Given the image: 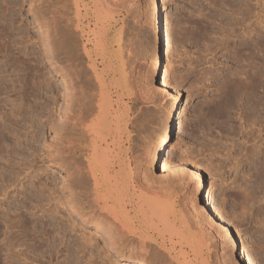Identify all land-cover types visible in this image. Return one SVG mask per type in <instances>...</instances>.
Masks as SVG:
<instances>
[{
    "label": "rangeland",
    "instance_id": "rangeland-1",
    "mask_svg": "<svg viewBox=\"0 0 264 264\" xmlns=\"http://www.w3.org/2000/svg\"><path fill=\"white\" fill-rule=\"evenodd\" d=\"M76 1L7 0L6 7L0 6V264H125V261H119V246L111 248L105 245L107 238L103 234V228L96 227L95 220L87 218L89 215L83 214L84 210L78 209L89 206L85 209L89 210L92 203H80L76 198L74 206L76 205V210H80L79 212L65 203L61 207L62 215L53 212L57 199L66 192L68 193L64 197L69 195L66 186L75 182L71 177L69 180L64 176H68L70 171H73L75 163L86 164V158L93 152L92 144L95 140L93 135L86 133L81 135L78 130L76 131L77 135L79 134L77 138L80 139H77L73 146L74 149L76 148V162L75 153L71 155L65 150L63 154L66 155L58 159L50 145L54 135L53 129L58 121L57 112L67 103L66 94L69 90L67 92L66 88L69 89L67 85L70 83L65 70L70 71V68H72L71 72L76 73L75 76L79 75L78 78L74 77L76 83L73 79L75 83L73 86L81 84L80 87H74L76 93L74 97L85 92L75 99L80 102L83 100L82 103L93 92L95 94L98 91L92 87L99 85L94 75L96 68H99L100 72L105 69L106 72L117 73L119 132L121 131L119 135L123 138L122 149L124 148L125 157L133 161L132 167L135 170L138 168L142 175V172L147 173L149 176L147 174L144 176L151 179L152 183L157 179L161 181H156L157 185H166L165 191L162 192L164 194L163 196L161 194L160 198L172 204V208L178 215L180 214L187 227L197 230L196 223L199 222L195 220L198 218L202 220L203 225H207L206 228H209L207 237H203L204 243L195 246L189 243L178 244L179 248L175 245L179 250L182 248L183 254L179 259L189 264L190 262L191 264H244L238 261L242 253L233 247L236 242L244 249L248 258H251L253 264H264V177L261 176H264V145H261V141L259 143L252 141L247 135L252 123L246 121L238 106L239 103L236 101L231 105V101L228 104L223 96L220 98L223 93L220 89L224 91L231 77H240L241 73L237 74L240 69L241 71L247 69L244 62L238 60L244 44L253 43V39L260 38L257 34L252 36L253 38L237 35L235 41L228 38L222 41L223 38L218 33L220 30H226V21L232 17L229 7L239 6L245 3L243 2L245 0H154L158 5L162 25L166 26L167 32L168 30L170 32H168L169 46H165L168 47L167 49L162 48V42L158 41L153 27V0H119L117 5L119 8L116 9V6V12L112 11V14L108 9L104 11L101 10L102 8L99 9V4L94 5L97 0H81L78 4L82 8L83 26L81 31H73L77 37L76 46L75 43L68 46L64 44V48L59 43V45L55 44L56 41H52L54 40L51 26L53 23L50 22L52 14L57 11L60 14L63 9L64 18H68L66 22L64 19L63 24L71 22L70 17L73 18ZM82 1L87 4L83 6ZM66 9H69L68 12L71 14H68ZM98 9L100 12H97ZM262 9L264 14V3ZM108 29L109 37L113 38L115 43L119 40V51H113L116 55L110 62L109 68L104 62L109 56L106 54V46H108L106 42H103L104 44L100 42L91 57L85 55V48H91L93 39L99 40L101 35L103 36L101 32ZM236 31L239 33L238 29ZM263 37L264 34L261 35L264 41ZM115 43L113 47L117 49L118 45ZM69 46L77 49L73 51ZM55 49L60 50L61 56ZM159 52L164 75L167 72L165 75L168 77L167 83L170 90H175L177 94L182 123H180L181 128L176 126L181 131L176 130V127L171 130L165 158L169 160L170 165L194 166L193 168L197 169L204 186H208L211 190L215 208L228 226L229 234L218 224L216 216H214L216 220L209 217L210 208L206 207L203 198L205 189L195 191L196 180L186 169L181 170L180 173L175 171L176 174L172 170L163 171L160 162L151 158L150 151L164 127L172 102V97L168 93H162L159 89L157 91L154 86L159 80V74H155L152 66ZM261 70L264 71V67ZM88 76L95 84L89 85L92 84L91 80L88 78L89 83L88 79L84 78ZM79 79L88 82L90 87L88 88L84 82L82 84ZM112 90L116 98V87ZM61 94L63 97L65 94L66 100ZM83 97L86 98L80 99ZM90 99L95 103L98 96H90ZM79 101L76 103L82 104ZM56 106L61 107H58L60 108L58 110ZM96 113L97 111L91 118H94ZM29 125L32 127L28 129V135L23 136L24 127ZM256 134L258 131L255 132ZM38 146H41V149L37 151ZM143 149L146 154L143 153ZM136 155L139 156L135 157ZM78 158L79 161L82 160L81 164L77 162ZM62 186L65 188L61 189ZM58 187H61V191ZM196 201L201 203L198 205ZM79 204L82 206L80 207ZM196 214L200 215V218ZM211 214H213L212 210ZM149 216L154 220L152 215ZM84 219L87 221L85 222ZM70 220H74L72 224ZM61 221L65 225L60 224ZM83 230H86V233L85 231L83 233ZM79 238L82 242L89 240L88 244L91 246L82 245L79 248L81 246L78 244L81 243L77 240ZM94 238L97 245L100 243L101 246L104 243L105 247L98 245L95 249L97 245H94ZM71 240L73 244H70Z\"/></svg>",
    "mask_w": 264,
    "mask_h": 264
},
{
    "label": "bare ground",
    "instance_id": "bare-ground-1",
    "mask_svg": "<svg viewBox=\"0 0 264 264\" xmlns=\"http://www.w3.org/2000/svg\"><path fill=\"white\" fill-rule=\"evenodd\" d=\"M79 1H81V0H77L75 3L76 8L73 11L74 15H73V18L70 17V20L71 19L72 20L69 23L67 22V23L63 24V21L65 19L64 18V16H65L64 12H63L64 15L62 14V11H64L63 9L60 12V14L58 13L57 10H56L57 13L52 14V17H51L52 19L50 18L51 19L50 22L53 23V25H51V26H52V30H53L52 34L54 36L53 37L54 40H52V41H56L55 44L59 43V44H61L62 47H64V44H65V46H66V44L68 46L69 44L71 45V43L73 44L77 41L76 40L77 37L73 33V31L74 32L75 31H81V27L83 26L82 25L83 23L81 24V19L83 16V15H81V9L82 8L79 7V4H78ZM82 2H83L82 3L83 6H85V4H87V2H85V1H82ZM243 2H245V3L240 4L239 6L235 5L233 8L229 7V12L231 11L230 15L232 17H230L231 18L230 20L228 19V21H226L227 23L225 21H222L223 23L225 22L227 24L226 25L227 28H226V30L218 31V33L221 34L220 37L223 38L222 41H224V38H228L231 41L232 40L235 41L236 39H234V38L237 35L238 36L239 35L245 36V38L246 37L253 38L252 36L257 34L260 36V38L257 37V39H253L254 40L253 43L248 42V43H246V45L244 44V48H243L242 52L240 53V55L238 56L239 57L238 60L243 61L244 66H247L246 67L247 69H243V71H241L242 69H240V71L238 73L236 72L238 75L241 73L240 75H242V76H240V77H238V76L233 77V78L231 77V79L229 77V79H230V81H228L229 84L225 85L226 87H225L224 91H223V89L219 88L223 92V93H221L220 98L223 96L224 101H228V104H229V101H231V105L232 104L234 105L236 101L239 103L238 106H240L246 121H249L250 123H252L251 127L249 128V131H247V135H249V137L252 138V141H254L256 143L257 142L259 143V141H261L260 142L261 145H264V71L261 70L264 67V41H263V39H261V35L264 34V20H263L264 14H263V9H262L264 2H263V0H245ZM96 4H99L100 5V7L98 6L99 9L102 8L101 10H103V11L106 9L110 10L111 14H112V11L116 12V9L119 8V6H117L119 4V0H97V1H95L94 5H96ZM6 5H7V0H1L0 1L1 7H6ZM152 5H153L152 6L153 27L156 31L158 41L161 40V42H162L161 46L164 49L165 46H169V40H170L169 39L170 35L168 34L169 30L167 32L165 29L166 26L164 27L162 25L161 18L159 16L158 5L154 2V0H153ZM59 7L63 8L60 5H59ZM115 7H116V9H115ZM99 9L97 12H100ZM226 9L228 11V7ZM68 10L66 9L67 12H68ZM110 11H109V13H110ZM67 12H65V13H67ZM229 12H228V14H229ZM69 13L71 14V12H68V14ZM218 15H220V14H218ZM108 17H109V15H108ZM67 19H65V22L67 21ZM222 19L223 18L221 17L220 20H222ZM45 21H46V19H45ZM108 21H110V20H108ZM109 27H110V25H109ZM105 28H106V26H105ZM237 29H238L239 33H236ZM102 33H103V36L101 35L99 40L93 39L91 48H89V49H86L87 47L85 48V51H86L85 55L86 56L88 55L89 57H91L92 53L96 52V49L98 48L99 43L100 42H102V43L106 42V44L108 45V46H106L107 47L106 54H109V56H107V59L104 62L106 64V66L108 67L110 62L113 59H115L116 53H113V51H115V52L119 51V40L118 41L116 40L117 42L115 43L113 38L109 37V33H110L109 29L105 30L104 32H101V34ZM81 36H82V33H81ZM47 40L49 41L48 33H47ZM76 43H75V46H76ZM114 43L118 45L117 49H115L113 47ZM59 47H56V48H59ZM69 47L73 51L76 48L75 47L74 49H72V47H74V46H69ZM167 48H165V49H167ZM60 50H61V48H60ZM66 50L67 49H65V51ZM56 51H58V50H56ZM59 51H58V54L60 53ZM167 52H168V50H167ZM63 53H65V52H63ZM77 53H75V54H77ZM70 54H72V52H70ZM236 54H238V53H236ZM160 55H161L160 52L157 53L156 58L153 61V66H152V69L155 72V74H159V80L156 81V85L154 84V86H156L157 91L159 89V90H161L162 93L163 92L168 93V95L172 97V102L170 104L169 114H168L167 120L164 124V127H163L162 131L159 133V135L156 139V142H155L154 146H152V150L150 151L152 153L151 158L153 161L158 160V162H160V164L162 166L161 168L163 171H165V170L171 171L172 170V172L177 171L180 173L181 170L186 169L188 171V173L192 177H194L196 180L195 191L199 192V191H202L203 189H205L203 198L205 200L206 207L208 206V209L210 208V210H208V211H210L209 217L212 220L217 219L218 224L229 234L228 226L226 225L225 221L223 220V218L220 216L219 212L215 208V204L213 202L211 190L208 186H206V185L204 186V183H203L201 177L199 176L197 169L193 168L194 166L189 167V166H185V165L184 166H178V165L175 166L172 164L170 165V163H168L169 160H167L165 158V156H166L165 154L167 152L166 151L167 142H168V138L170 136L171 130L173 127H176V126L180 127L181 126L180 125L181 113L179 111L180 107L178 106V102H177V94L174 92L175 90L174 91L170 90L169 83H167L168 77L165 76L167 74V72L164 75V71H163L164 69H163L161 59H160ZM63 56H64V54H62V57ZM102 56H103V54H102ZM62 57H61V59H62ZM66 57H65V59H66ZM69 57H71V55ZM56 59H57V57H56ZM71 59H70V61H71ZM66 60H68V59H66ZM58 62L59 61H57V63ZM71 62H70V64H71ZM66 63L67 62H65V64ZM73 63H74V61H73ZM239 63H241V62H239ZM67 64H69V63H67ZM62 65L64 66V64H62ZM74 65H75V63L73 64V66ZM68 66L69 65H66V67H68ZM73 66H71V67H73ZM62 68H64V67H62ZM65 69H67V68H65ZM71 69L72 68H70V71H67V72L65 70V75L67 77V80H69V82L68 81L67 82L70 83V85H67V87L69 86L68 87L69 89L66 88L67 92H68V90H69V92L67 93V92H64L65 90L63 91L64 93H67L66 94L67 95L66 96L67 97V101H66L67 103L65 102L66 103L65 107L61 108V109L58 108L61 106H56L58 108V110L59 109L60 110H59V112H57L58 113V117H57L58 121L56 120L57 122L55 124L54 129H53L54 135H53L52 139L50 140L51 141L50 145L53 147L52 149H54V151H55V154H56L55 156H57L58 159H61V157H64V155H66L67 152L70 154L72 153L74 155V153L76 151V148L75 149L73 148L74 142L77 139H79V138H77V136L79 135V134L77 135V132H80L81 135H82V133L90 134V136L93 135L95 137L94 138L95 140L92 144L93 152L91 153L90 156L88 155L89 157L86 158V160H87L86 164H83L81 159L79 161V158H78L77 162L79 161V164L82 163L81 165H77L78 163H75V165H74L71 162V164L74 165L73 171L69 170L70 171V173L68 174L69 177L68 176H64V177H65V179H67V178L69 179L71 177L72 181L74 180L75 182L70 183L71 182L70 181L69 183L71 185L69 184L68 186H66L67 191H69V195L66 198L64 196L68 192H66V190L65 191L62 190V191H64V193L66 192V194L63 193L64 195H62V192H60L63 197L60 195L61 198L58 197L60 199H57L58 200L57 203L55 201L56 206L53 208V212L55 211L56 213H54V214H57L59 216H60V214L62 215L63 212L61 211V207H62V204H64V203L68 204L69 207L73 208V210H75V211H77L78 209L84 210L83 214L89 215L87 218H92L93 220H95V222H94L91 219L97 225L96 227L103 228V230H102L103 234H105L106 238H107V239L105 238L107 240L105 245H107V246L109 245V246H111V248H116L119 246V261H125V264H129V263H135V264H137V263H139V264H172V263L173 264L174 263L175 264H189L188 262H186L182 259H179V257H182L181 255L183 254V252H182V248L180 250L178 249L179 248L178 244L182 245L184 243H186V244L189 243L192 246H195L196 244L204 243L203 237H207V235L209 233V231H208L209 228H206L207 225L202 224L203 223L202 220H199L197 218V217L200 218V215L198 216L197 214H196L197 219L195 220L196 222H199V224L196 223V225L198 226V227H196L197 230H194V228L192 229V228L187 227L184 220L179 216L180 214L178 215L175 212V210L172 208V204L170 202H166L160 198L162 192H164L166 189V185L165 186H163V184L157 185L158 184V183L156 184L157 179H156V181L152 180L155 182V183L154 182L152 183L151 179L148 178L150 180V182H149L147 177L145 178V176H146L145 174H147V173L144 174V172H142L143 173V175H142L141 171L139 172L137 170L138 168L135 170L132 167L133 161L131 159H129V157H127V156L125 157V153H123L124 148L122 149L123 138H122V136L119 135V133L121 131L119 132V85H118L119 83H117V80L119 79V77H118L117 73L116 72H114V73L106 72L105 69H103V71L100 72L98 70L99 68L98 69L96 68L94 70V75H95V78L98 81L99 85H93L95 83H93L94 81L92 82L91 77H89V76L87 78L84 77L85 80H87L88 78L91 80L92 84L90 83L89 79L87 80L90 83L89 85H93L92 87H95L96 89H98V91L95 94H93L94 93L93 91H90V92H93L92 95H90L89 93H87V94L90 96H93V97L98 96V99H96L97 101L95 103H92L91 102L92 99L89 100V98H90V96H89V98L86 99V101L87 100L88 101L86 102L84 100L85 101L84 103H82L83 100H82V102H80L79 100H76L77 102L79 101L80 103H82V104H79V103H76L75 99L82 92L79 94L77 93L78 95L76 96V98L74 96L76 95L75 88L80 87L81 84H79L77 82L79 84V86H73V84L75 85V83H76V80L74 79V77L78 78L79 75L75 76L76 73L71 72ZM59 70L60 69H58V71ZM60 74L61 73H59V75ZM62 76H63V73H62ZM62 76H60V77L62 78ZM84 78H83V80H84ZM73 79L75 80V83H73L74 82ZM79 80L82 81V79H79ZM84 81H82V84ZM88 82H86V83L84 82V83L87 84ZM65 85H66V83H65ZM89 85L87 84L88 88L90 87ZM58 86H60V85H58ZM113 87H116V94H115L116 98H114V95H113L114 94L113 93L114 89L112 90ZM83 88H85L84 85H83ZM78 89L82 90L81 88H78ZM59 91L60 90H58V92ZM88 92H89V90H88ZM146 92H148V91H146ZM83 93H85V92L83 91ZM57 94H59V93H57ZM59 96H60V94H59ZM61 96L63 97L62 94H61ZM57 97L55 96V98H57ZM66 97L64 94V97H63V98H65L64 100H66ZM85 98L83 97L80 99H85ZM58 100H60V99H58ZM222 101H221V103H222ZM77 104H79V105H77ZM225 109H227V108H225ZM96 111H97L96 116L94 118H91V116ZM123 114H125V112ZM239 115H241V114H239ZM126 121H128V120H126ZM253 125L254 126L257 125L258 127H254ZM30 127H32V126L29 125L27 127L26 126L24 127L25 134L23 136L28 135V133H29L28 129ZM178 129L179 128H177L176 130H178ZM255 130L258 131V134H256V135H255V132H257V131H255ZM9 131H10V129H9ZM179 131H181V129H179ZM83 135H85V134H83ZM84 141H86V140H84ZM134 143H135V141H134ZM17 144H18V142H17ZM28 144H30V143H28ZM86 144H82V145L85 146ZM255 145H257V144H255ZM86 147L84 149H86ZM38 149H41V146H38L37 151H38ZM64 150L66 151V153L63 154ZM77 150L82 152V150H80V148H77ZM132 150H134V149H132ZM254 150H256V149H254ZM34 151H35V149H34ZM257 151L259 152V150H257ZM85 152H87V151H85ZM143 153H144V149H143ZM146 153H144V154H146ZM75 155H76V153H75ZM78 155L80 157V154H78ZM138 156L136 155L135 157H138ZM74 158H75L74 161L76 162L77 155ZM144 158H146V157H144ZM138 160H139V158H138ZM144 161H148V160H144ZM139 162H137V163H139ZM146 163H148V162H146ZM68 165H70V164H68ZM136 166L138 167L139 165H136ZM136 166H134V167L136 168ZM143 166H145V165H143ZM146 166H147V164H146ZM70 168L68 167V169H70ZM149 169L150 168H148V170ZM148 170H144V171L147 172ZM66 172H67V170H66ZM175 174H176V172H175ZM261 176L264 177L263 175H261ZM69 180H71V179H69ZM66 182H67V180H66ZM66 182L64 181V184H66ZM157 182H161V181L159 180ZM64 184H63V186H64ZM72 184H74V185H72ZM169 185H170V182H169ZM63 186H62V188L61 187L60 188L64 189L65 187H63ZM61 189H60V191H61ZM57 192H58V189H57ZM163 194H162V196H163ZM198 196L199 195L197 194L196 197H198ZM63 198L65 200L62 201L61 199H63ZM76 198L78 200H80L79 201L80 203L81 202H83L84 204H91L92 203L90 209L85 210V209H88L87 207H89V206L85 207V209H81L84 207L79 204L80 207L81 206L82 207L78 208L76 210V205L74 206V204L76 202L75 201ZM196 203H198V202L196 201ZM200 203H201V201H200ZM200 203H198V205ZM79 205H78V207H79ZM74 207H75V209H74ZM191 207L193 208V206H191ZM80 210H78L77 212H79ZM203 210H205V209H203ZM211 210L213 211L214 215L211 214ZM194 212H196V211H194ZM80 213H82V212H80ZM149 215H152V217L154 218L155 221L153 219L151 220ZM214 216H216L217 218L215 219ZM55 218H56V216H55ZM65 219H66V217L64 218V220ZM57 220H58V218H57ZM197 220H199V221H197ZM62 221L60 224L63 223ZM72 221H74V220H72ZM72 221H71V224H72ZM84 221L86 222L87 220L84 219ZM56 223H57V221H56ZM63 225H65V224L63 223ZM63 225H60V227ZM75 226L76 225H74V227ZM57 227H59V226H57ZM53 229H55V228H53ZM79 229H81V227ZM84 231L86 233V230H83V233H84ZM80 233H82V232H80ZM57 237H59V236H57ZM83 239H86V238H83ZM89 239H90V236H89ZM77 240L80 241V238ZM95 240L96 239L94 238L93 241L95 242ZM71 242H72V240H71ZM71 242H70V244H73V242L72 243ZM80 242L81 243H78V244H80L81 246L76 245L78 247L80 246L79 248H81L82 245H84V246L89 245L88 244L89 240H87L85 242H82V241H80ZM97 243H99V241ZM95 244H96V242L94 243V245ZM94 245L92 248L95 247ZM98 245L100 246V243ZM98 245L96 246L95 249H97ZM102 245H103V247H105L104 243ZM102 245L100 247H102ZM175 245L178 246V248L177 247L175 248ZM72 246L76 247L75 245H72ZM89 246H91V245H89ZM233 247H236L242 253L241 257L240 256L238 257V261L240 263L244 262V264H253L251 258H248V256L244 252V249L240 248L236 242H234ZM81 250H84V249H81ZM176 250H177V253H176ZM161 252H162V254H161ZM190 264H191V262H190Z\"/></svg>",
    "mask_w": 264,
    "mask_h": 264
}]
</instances>
